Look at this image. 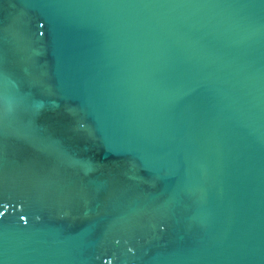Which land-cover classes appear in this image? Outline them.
Wrapping results in <instances>:
<instances>
[{
	"label": "water",
	"instance_id": "obj_1",
	"mask_svg": "<svg viewBox=\"0 0 264 264\" xmlns=\"http://www.w3.org/2000/svg\"><path fill=\"white\" fill-rule=\"evenodd\" d=\"M3 176L0 264H264V0H0Z\"/></svg>",
	"mask_w": 264,
	"mask_h": 264
},
{
	"label": "flooded vegetation",
	"instance_id": "obj_2",
	"mask_svg": "<svg viewBox=\"0 0 264 264\" xmlns=\"http://www.w3.org/2000/svg\"><path fill=\"white\" fill-rule=\"evenodd\" d=\"M58 165V163H55V167ZM44 173V174H43ZM42 173V171H41V173H37L35 176H34V179H39V182H40V184H42V185H44V183H43V181H44V175H45V172H43ZM13 178V177H12ZM11 179H9V180H7L6 178H5V176H3L1 179H0V182H2V184H7L9 181H10ZM12 187H14L13 185H12ZM11 187V188H12ZM11 188L9 187V186H7V189H8V191H10L11 192ZM40 188H42V187H40ZM70 208L71 209H73V210H75V202L70 206ZM67 213L68 214H70L71 213V211H67ZM75 215V214H74ZM74 215H72V216H74Z\"/></svg>",
	"mask_w": 264,
	"mask_h": 264
},
{
	"label": "snow or ice",
	"instance_id": "obj_3",
	"mask_svg": "<svg viewBox=\"0 0 264 264\" xmlns=\"http://www.w3.org/2000/svg\"><path fill=\"white\" fill-rule=\"evenodd\" d=\"M4 213L3 212H0V216H2ZM21 219H24L23 216L20 217Z\"/></svg>",
	"mask_w": 264,
	"mask_h": 264
}]
</instances>
